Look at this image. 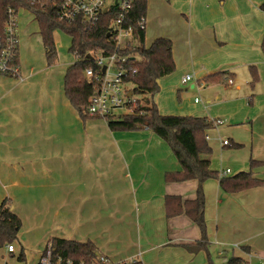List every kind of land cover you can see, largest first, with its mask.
Returning a JSON list of instances; mask_svg holds the SVG:
<instances>
[{
    "label": "crops",
    "instance_id": "1",
    "mask_svg": "<svg viewBox=\"0 0 264 264\" xmlns=\"http://www.w3.org/2000/svg\"><path fill=\"white\" fill-rule=\"evenodd\" d=\"M263 3L146 0L144 44L170 39L174 62L152 99L161 114L221 120L205 134L209 166L223 176L250 170L264 180ZM19 10L29 15L28 25L17 15L20 76L0 73V203L20 218V249L0 248L24 264H38L54 237L91 241L110 264H224L231 256L264 264V183L227 192L217 178L203 181L206 245H197L201 232L183 210L197 180L166 178L181 167L152 130L80 115L64 92L72 60L48 63L36 17ZM218 72L221 80L205 81ZM182 90L192 97L177 102ZM169 195L180 201L171 214Z\"/></svg>",
    "mask_w": 264,
    "mask_h": 264
},
{
    "label": "trees",
    "instance_id": "2",
    "mask_svg": "<svg viewBox=\"0 0 264 264\" xmlns=\"http://www.w3.org/2000/svg\"><path fill=\"white\" fill-rule=\"evenodd\" d=\"M8 7H21L34 14L39 23L48 63L53 62L55 59L53 32L59 29L69 35L71 39L69 51L76 56L74 57L75 60L66 68L64 92L66 98L79 114L83 117H89L85 113V109L94 88L86 80L83 72L88 66L94 67L93 61L87 56L89 51L102 50L103 54H109L115 49L108 37V15H101L94 26L85 28L83 24L78 22L68 23L60 20L55 13V6L50 2L43 0H0V35L4 34ZM261 8L264 10V3ZM145 10L146 0H135L129 18V20H132L133 25L134 44L120 50L121 53L128 56L124 64L127 69L126 82L131 85L133 94H142L145 98L139 97L138 105L131 113L118 116L107 115L100 118L106 120L111 129L133 130L145 127L166 141L181 167L177 172L167 173L166 178L171 180L194 178L198 182L195 198L185 201L183 210L201 232V239L197 242V245H206L203 181L208 178H217L219 186L223 190L235 192L263 184L264 180L254 177L250 170L241 171L233 176H223L210 168L208 156L211 148L207 142L205 130L213 126L212 120L193 115L161 114L158 111L152 97L159 90L158 79L174 71L171 53L172 42L166 37H157L148 46L144 44V30L139 28L133 20H137L140 15L145 14ZM261 48L264 52V37ZM11 61L12 64L19 67L18 47H16L14 58ZM2 74L14 76L9 72ZM221 78H223V74L218 72L206 76L205 81L214 82L221 80ZM253 79H255V74H253ZM250 163L253 165L256 162L251 160ZM175 203L177 208L180 207L178 197L166 196L167 214H171L169 212L171 205ZM177 208H175V211ZM20 225V218L9 209L6 200H3L0 203V247L17 240ZM50 251L52 262H55L59 257L61 264H67L68 260L72 264H78L81 261L89 263L91 258L98 254L91 241L81 242L58 237L52 238ZM17 258L23 260V252H20ZM243 263L244 260L241 257L231 256L224 264ZM111 264H141V262L134 260Z\"/></svg>",
    "mask_w": 264,
    "mask_h": 264
},
{
    "label": "built area",
    "instance_id": "3",
    "mask_svg": "<svg viewBox=\"0 0 264 264\" xmlns=\"http://www.w3.org/2000/svg\"><path fill=\"white\" fill-rule=\"evenodd\" d=\"M55 6L57 17L68 23H81L85 28L94 26L101 15L107 14V31L114 51L103 54L102 50H91L87 54L94 63V67L88 66L83 74L86 80L93 85L94 92L90 95L85 109L89 116L105 117L114 114L116 109H124V113H131L138 105L139 97L133 94L131 85L126 82L127 69L124 66L127 55L120 50L134 44L132 20H129L135 0H43ZM21 7H8V17L4 24V34L0 35V73L9 72L19 77V67L12 64L15 49L18 47L17 36V12ZM134 23L139 28L145 29V14L137 18ZM58 30V29H56ZM55 30V31H56ZM76 55H74L75 57ZM191 79V75H184L182 82ZM228 83L232 80L228 79ZM197 101V99H195ZM221 120L215 119L213 125L219 124ZM208 136L206 135V138ZM224 145L229 144L228 140H222ZM228 170L226 169L225 172ZM220 175V174H219ZM51 242H49L39 259L40 264H61L58 257L52 262ZM9 252L14 250L12 243L6 245ZM67 264H72L70 260ZM78 264H110L107 259L97 254L91 258L89 263L79 262Z\"/></svg>",
    "mask_w": 264,
    "mask_h": 264
},
{
    "label": "rangeland",
    "instance_id": "4",
    "mask_svg": "<svg viewBox=\"0 0 264 264\" xmlns=\"http://www.w3.org/2000/svg\"><path fill=\"white\" fill-rule=\"evenodd\" d=\"M28 10V9H27ZM24 10H19L17 15L18 16V24L20 23V25L22 23H25L28 25V21H27V17L29 15H27L25 12H23ZM25 20V21H24ZM31 25L33 24L34 27H36L34 21L31 19ZM29 25V27L31 26ZM150 30L149 28L147 27L146 25V29H145V44H147V42L150 41ZM53 42H54V48H55V52L57 55L56 56H59V58H65V59H68V61H71L72 62L75 60L74 58V55L69 51V47H70V42H71V39L69 37V35H67L65 32H63L62 30H56L53 32ZM179 89V87H178ZM182 90V94H181V91H180V96L177 97L176 95V100L177 102H180V100L182 98H188V97H192L191 95L189 94H186L187 92ZM177 92V91H176ZM190 92V91H189ZM138 97L142 98L145 96L142 95V94H137ZM114 114L118 115V114H122L124 113V109H116L114 112ZM14 246V254H17V252L19 251V245H18V242L17 241H13L11 242ZM0 264H24L23 261H17L15 257H12L9 255V253L5 250V246L4 248H0Z\"/></svg>",
    "mask_w": 264,
    "mask_h": 264
},
{
    "label": "water",
    "instance_id": "5",
    "mask_svg": "<svg viewBox=\"0 0 264 264\" xmlns=\"http://www.w3.org/2000/svg\"><path fill=\"white\" fill-rule=\"evenodd\" d=\"M87 56H89V55L87 54Z\"/></svg>",
    "mask_w": 264,
    "mask_h": 264
}]
</instances>
